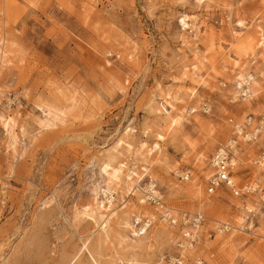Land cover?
I'll use <instances>...</instances> for the list:
<instances>
[{"label":"rangeland","instance_id":"rangeland-1","mask_svg":"<svg viewBox=\"0 0 264 264\" xmlns=\"http://www.w3.org/2000/svg\"><path fill=\"white\" fill-rule=\"evenodd\" d=\"M258 30L264 33V0H0V39L9 53L0 68V114L15 118L17 137L14 152L6 150L0 127V264H106L114 237L137 238V215L151 219L135 250L142 264H264V208L250 223L237 221L264 194V47L252 64L247 56L238 63L255 77L256 96L234 94L230 78L213 73L220 53L234 56L231 45ZM190 64L200 81L189 73L181 79ZM167 90L182 99L173 103L174 114L185 109L172 130L151 110L163 105L160 93ZM70 99L74 109L63 124L38 128L44 114L36 103L68 107ZM233 123L246 133L261 127L254 141L237 138L232 169L235 185L254 192L208 195L210 160L232 138ZM155 134L164 138L138 185L152 180L173 217L203 216L197 238L182 248L188 227L172 226L163 209L147 200L141 205L138 194L122 200L123 213L117 208L118 217L132 216L133 229L112 222L113 235L102 244L98 226L82 215L94 199L103 201L101 162L119 138L135 150L154 143ZM120 152L132 168L131 153ZM185 174L187 181L180 178ZM215 222L229 223L231 231L216 232Z\"/></svg>","mask_w":264,"mask_h":264},{"label":"bare ground","instance_id":"bare-ground-1","mask_svg":"<svg viewBox=\"0 0 264 264\" xmlns=\"http://www.w3.org/2000/svg\"><path fill=\"white\" fill-rule=\"evenodd\" d=\"M206 1L207 0H197V2L199 3H204ZM181 24L182 28L188 29L190 25L189 17L184 16L181 21ZM238 26L243 27V23L239 22ZM231 34L233 38H235V32L233 29L231 30ZM2 43L3 41L0 39V68L4 67L9 63V53L3 49ZM231 46H233L232 55L234 54V56L229 55L230 51L229 54L220 53L221 55L218 58V63H216L217 66L213 64V73L228 76L233 83L234 94L239 93L242 94L245 99H250L253 96H256V93L260 91V88L255 80V77L248 73L245 66H242L238 63L242 56H247L248 58H250L249 63L251 64L256 61L258 57V54L255 53L256 49L264 47V33L258 30L255 34H246L242 40L236 41ZM262 62H264V58H262ZM188 73L191 74L197 81H200L202 79V77L197 72V66L195 64H190L189 66H182L181 79H184ZM260 75L264 76V73L260 72ZM171 92L172 91L170 90L164 92L162 91L160 93V96L163 100V105H160V107L156 106L157 108L151 109L152 112L154 111L163 114L162 120L164 123H167V127L169 130H172L175 127L179 126L181 121L184 119L185 114L184 108L182 109V111H180V113L178 112L177 114H174V112L176 111L174 104L176 102H181L182 99H180L176 95H172ZM194 94L195 91L191 90L189 95H191L192 97V95ZM70 101L71 105L68 107H60L55 103L49 102L48 104L43 101L36 103L35 107L41 110L42 114H44V116L42 117L43 119H38L35 121L38 128L40 130H43L55 126L56 123L63 124L66 117L72 115L74 109V100L70 99ZM14 124L15 118L0 114V127L4 131L7 139L5 148L6 150L12 153L14 152L15 145L17 144V137L15 135V132L13 131ZM129 133L130 131L125 132L123 136L129 135ZM142 133H144L146 137H148L147 135L149 133V129L146 128L144 132L142 131ZM163 138L164 137L161 134H155L154 143H152L151 145H148L147 143H139L138 147L135 148V150L131 149V145L126 141L127 139L125 140L119 138L118 140H116L115 146L109 152H107L105 160L102 161L100 165L101 174L103 175L104 179L103 183L105 187L103 190V201L100 202L94 199V205H92V207H86L84 211L82 210V215L85 218H90L92 222H94V226H98V230L96 229L98 231L97 239L100 243H106V241H109V238L113 235L112 222L116 223L117 226L121 225L123 228L133 229L134 225L130 222L132 218L130 214V216L128 215L127 217H118L117 215V208H119V211L123 213V209L126 207V202L122 201L124 198H127L130 195L137 196L138 194H141L140 196H137V200L141 205H143L147 202L146 194L156 193V191L153 190L154 183L152 180L148 184H146L145 188L143 189H141L138 184L142 181L143 177L148 172V169L145 167V164L148 163V159L152 156L153 152L160 150V142L163 140ZM121 150H124L127 153H131L130 158L131 161L134 162L131 166L132 168L127 166V163L129 162H126L124 158L121 159ZM138 162H141V166L137 168L135 167V165ZM117 203H120V205L116 206ZM148 216H146L144 219H141V215L134 216L135 222L139 224V228H137L136 230H132V233L135 234V236L137 237L136 239H130L126 236L114 237L115 241L117 242L116 244H114L115 246L112 245L114 246V254L111 259L109 258L108 262L106 261V264H142L136 256L135 250L141 249L144 245V241L147 239V237L145 236L147 234L148 227L150 226L149 224L151 223V219ZM244 216L246 215H243L241 213L240 216L237 217V221H246L248 219V216L246 218ZM195 232L196 231L194 229L188 228L183 230L182 235L185 237V239L189 237L193 238L196 234ZM233 232H236V230H234ZM191 234H193V236H191ZM227 242L228 240L225 242L222 241V246L224 247L225 245H227ZM102 244L100 245L102 246ZM184 246H186V248L188 249L192 248V244L188 241H184L183 239L181 247L183 248ZM94 264L102 263L94 259Z\"/></svg>","mask_w":264,"mask_h":264},{"label":"built area","instance_id":"built-area-1","mask_svg":"<svg viewBox=\"0 0 264 264\" xmlns=\"http://www.w3.org/2000/svg\"><path fill=\"white\" fill-rule=\"evenodd\" d=\"M251 119H249L250 121ZM249 125V122L246 123ZM233 134L232 138L223 146L217 149L210 160V167L213 171L209 183L208 188L206 190L208 195L214 194L217 190L225 188L229 190L233 196L241 198L242 196H247L251 194L252 187L246 186L243 189L238 188L234 180L232 178V169L234 167V159L237 154V138L242 137L247 139V142H251L256 140V138L260 134L261 127L255 128V130L251 133L245 132V125L233 123ZM182 180L187 181L189 179V174H185L180 177ZM153 190L156 193H148L146 194V200L152 205L159 209H163L162 211V219L167 221L172 226L179 224L181 227H188L194 229L195 231L202 226L204 219L200 214H192L190 212H181L180 217L176 218L171 215L166 210H164V203L162 196L157 191L156 185L154 184ZM264 208V194L260 196V200L258 203H254L252 207L244 206V210L248 215V219L246 220L248 223L251 222V219L256 216V210H260ZM167 215V216H166ZM214 229L216 232L220 234H225L231 231V226L229 223H221L215 222ZM196 233V232H195ZM193 236V234H191ZM196 234L193 238H187L191 244H193L196 240ZM171 264H182L180 260L173 259ZM194 264H203L202 260H197Z\"/></svg>","mask_w":264,"mask_h":264},{"label":"crops","instance_id":"crops-1","mask_svg":"<svg viewBox=\"0 0 264 264\" xmlns=\"http://www.w3.org/2000/svg\"><path fill=\"white\" fill-rule=\"evenodd\" d=\"M222 189H225V188H222ZM227 190V189H226Z\"/></svg>","mask_w":264,"mask_h":264}]
</instances>
